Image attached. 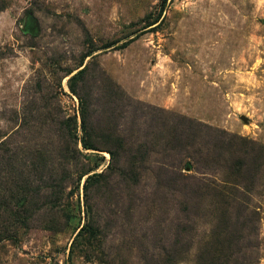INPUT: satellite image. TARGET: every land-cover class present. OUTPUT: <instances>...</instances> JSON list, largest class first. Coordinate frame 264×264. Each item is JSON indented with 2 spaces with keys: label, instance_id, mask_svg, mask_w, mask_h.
Returning <instances> with one entry per match:
<instances>
[{
  "label": "rangeland",
  "instance_id": "rangeland-1",
  "mask_svg": "<svg viewBox=\"0 0 264 264\" xmlns=\"http://www.w3.org/2000/svg\"><path fill=\"white\" fill-rule=\"evenodd\" d=\"M92 63L104 90L118 86L147 113L132 136L148 131L159 138L150 132L158 130L153 120L160 109L159 122L186 117L264 145V0H0V158L8 159L13 146H25L15 149L20 177L2 172L0 183L9 189L19 179L29 187L25 193L37 197L26 211L13 209L15 215L0 210V264H167L170 238L182 237L171 236L178 225L189 228L184 234L191 249L174 264H219L207 257L211 206L187 220L151 195L153 179L160 177L162 144L154 143L147 169L137 172L134 194L115 176L113 192L96 181L87 197L85 177L69 208L56 214L55 224L49 222L54 213L33 190L41 177L35 175L43 172L36 173L39 164L24 155L34 153L33 143L65 151L67 125L59 122L68 118H75L82 136L80 101L70 79ZM119 123V133L129 129ZM6 139L13 142L8 155L1 144ZM79 149L77 167L51 159L42 180L62 178L71 193L73 177L88 169L102 173L111 162L108 151L82 144ZM184 172L193 173L189 167ZM222 176L213 178L219 182ZM261 194L253 195L250 206L260 211L257 248L264 264V186ZM90 216L98 225H88Z\"/></svg>",
  "mask_w": 264,
  "mask_h": 264
},
{
  "label": "trees",
  "instance_id": "trees-1",
  "mask_svg": "<svg viewBox=\"0 0 264 264\" xmlns=\"http://www.w3.org/2000/svg\"><path fill=\"white\" fill-rule=\"evenodd\" d=\"M103 81L104 78L96 71L95 63L85 66L70 79V89L80 101L83 133L81 137L77 131L75 118H68L59 122L67 125L68 147L65 151L58 146L50 150L49 147L53 145L43 146L33 143L34 153L26 151L24 155L25 158L31 159V164L35 165V162L39 164L34 169L36 173L43 172L35 175L36 178L41 177L39 186L33 187V190L38 198H43L44 208L47 206L53 211L54 217H48L49 222L52 225L55 224L56 214L62 216L64 209L69 208L70 196L79 189L85 177L84 189L87 197L88 191L91 192L93 188L92 183L95 184L96 181L99 183V188L104 187L113 192L114 189L110 185L111 179L115 176L124 183L123 189L134 194L135 188L140 186L141 176L138 174L142 175L147 169L144 165L148 161L147 157L154 151V143L162 144L161 161L156 163L160 165V177H154L153 180L157 185L152 189L151 195L156 198L161 196L165 210L167 208V211L177 213L179 209L187 215L185 218L187 220L201 216L203 206L208 203L211 206L210 214L214 217L212 219L214 226L211 235L212 246L207 257L215 258L219 264H260V253L257 248L260 211L250 205L253 195H262L264 145L238 139L225 131L213 129L186 117H178L168 123L159 122L162 119L161 114L164 113L160 109H157L158 114L153 120L158 130L155 133L150 132V134L158 135L159 138L146 135L148 131L144 132V137L132 136L134 132H137L139 123L145 125L143 118L147 116V113L140 112L138 108L140 102L134 101L118 86L109 85L104 90L105 87L99 85ZM94 89L100 92L99 98L93 97ZM93 120L98 125L93 124ZM119 122H124L125 128L129 129L125 131L122 129L123 133L116 131V125H121ZM17 134L19 135L16 132ZM55 136L61 137L60 128ZM1 144L7 147L8 155L10 152L8 146H11L13 142L6 139ZM80 144L86 150L108 151L111 162L107 169L92 175V170L89 169L81 174L77 173V178L73 177L70 183L71 193H67V189L62 186V178L50 176L48 180H42L44 174H47L44 171L51 159L58 166L60 163L63 165L62 162L67 160L73 164V167L74 165L77 167L78 156L82 154L79 149ZM132 146L138 147L139 152L133 151ZM16 147L13 146L14 151L8 159H4V154L0 158V176L2 172H5L7 176L17 174V166L21 160L20 154L15 149H23L25 146ZM59 159L60 163H58ZM2 160H5V167ZM186 167L192 169L193 173H185ZM55 170L57 174L59 168ZM215 173L223 174V180L218 182V179H214ZM18 177L20 175L17 174L16 178ZM18 180L14 187H10L12 191L0 183L2 212L15 215L13 209L26 211L28 203L37 199L33 194L25 193L29 187ZM159 193L162 195H158ZM132 209L130 207L128 211ZM93 219L90 216L88 225H98ZM66 220H70L69 216ZM85 230L83 227L80 234ZM177 230L176 234L171 232L172 238L175 235H182V237L178 241L170 238L166 253L167 264L178 262L177 260L181 259L179 256L188 254L191 249L190 243L185 238L189 228L186 231L185 227L178 225Z\"/></svg>",
  "mask_w": 264,
  "mask_h": 264
}]
</instances>
